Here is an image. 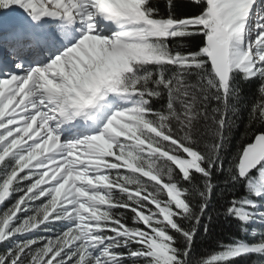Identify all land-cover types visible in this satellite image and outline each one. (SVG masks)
I'll return each instance as SVG.
<instances>
[{
  "label": "snow or ice",
  "instance_id": "obj_1",
  "mask_svg": "<svg viewBox=\"0 0 264 264\" xmlns=\"http://www.w3.org/2000/svg\"><path fill=\"white\" fill-rule=\"evenodd\" d=\"M192 4L0 0V264H264V0Z\"/></svg>",
  "mask_w": 264,
  "mask_h": 264
},
{
  "label": "trees",
  "instance_id": "obj_2",
  "mask_svg": "<svg viewBox=\"0 0 264 264\" xmlns=\"http://www.w3.org/2000/svg\"><path fill=\"white\" fill-rule=\"evenodd\" d=\"M153 3L158 7L160 13L166 14L169 11L170 0H153ZM172 13L178 17H184L192 15L198 12L192 4V0H171ZM189 46L185 43V47ZM247 101L251 102L256 97V90L254 86H248L245 88ZM259 125L255 129H249L247 124L246 113L242 120L238 122V127L235 128L231 134V143L229 149L232 153H235L237 148L244 142L250 139L253 131L259 130ZM224 201L218 197L217 203L213 206L211 212L212 221L210 225V231L207 235L201 232L196 242L197 255H203L205 258L218 250L219 243L231 242L234 238L239 236L237 225L226 219L222 213V205ZM239 264H250L247 260H242ZM252 264H255L253 261Z\"/></svg>",
  "mask_w": 264,
  "mask_h": 264
}]
</instances>
